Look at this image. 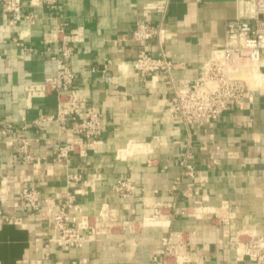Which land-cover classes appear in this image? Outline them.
Wrapping results in <instances>:
<instances>
[{
	"label": "crops",
	"instance_id": "1",
	"mask_svg": "<svg viewBox=\"0 0 264 264\" xmlns=\"http://www.w3.org/2000/svg\"><path fill=\"white\" fill-rule=\"evenodd\" d=\"M158 1L55 0L50 8L23 0L25 12L38 16L34 25H11L0 6V207L17 202L24 186L38 188L43 198L60 197L76 175L79 217L127 224L97 231L83 248L63 250L49 243L52 229L41 214L17 209L18 222L0 216V264H153L161 239L173 232L192 236L195 255L188 264H252L228 243L264 232V52L263 78L249 90L248 108L232 105L208 125L186 126L171 111L176 82L203 73L224 45L236 4L170 0L163 33L146 49L176 68L169 76L142 75L133 63L144 46L132 34L140 21L161 22L152 7ZM63 42L74 52L68 64L76 74L73 88L104 125L94 150L71 156L68 166L55 162L65 142L57 123L33 124L57 111L56 94L42 83L56 73L51 57ZM2 121L13 125L11 134L2 132ZM18 137L29 140L35 161L20 160ZM214 145L223 149L217 163L210 159ZM183 162L194 168L193 177ZM119 179L133 186L127 197L116 192Z\"/></svg>",
	"mask_w": 264,
	"mask_h": 264
},
{
	"label": "built area",
	"instance_id": "2",
	"mask_svg": "<svg viewBox=\"0 0 264 264\" xmlns=\"http://www.w3.org/2000/svg\"><path fill=\"white\" fill-rule=\"evenodd\" d=\"M50 8H55V0H40ZM236 17L225 23V41L222 48L215 50L205 62L203 73L195 80H178L171 99L173 117L179 118L186 126L208 125L218 119L230 106L239 109L249 107L250 87L239 75L245 71L260 70L264 52V0H235ZM2 12L8 16L9 23L16 25L26 20L34 25L38 16L25 12L23 0H1ZM160 15V23L150 21L138 22L132 39L144 48L138 53L133 69L142 75L169 76L176 64L164 54L152 56L146 44L163 33L164 20L167 17L170 0H159L152 5ZM54 32H59L57 26ZM51 52V48L48 47ZM74 55L73 48L67 43L58 45L51 57L57 63L56 73L42 83L45 91L56 94L57 111L53 115H40L33 124L42 129L43 124L55 122L65 137V142L58 147L55 162L68 166L71 156H86L93 151L104 131L103 118L96 108L89 105L88 100L73 88L76 74L68 67ZM110 62L107 64L109 65ZM106 65V66H107ZM1 130L5 134L13 132V125L1 122ZM17 153L20 160L33 162L36 160L27 138H16ZM223 154L219 145H214L210 154L213 163H217ZM188 176H194V168L186 163ZM79 177L70 175L67 190L57 198H43L36 187L24 186L19 190L18 201L12 205L0 207V216L7 222H18L13 217L14 211L22 209L41 214L49 223L52 235L50 244H56L63 250L83 248L85 244L96 239L97 231L112 232L114 229L124 230L127 224L117 219L100 220L91 216L79 217L82 209L77 204L80 190L76 188ZM132 184L119 179L116 192L127 197ZM185 233L173 232L161 239L158 252L153 256V264H188L194 259L192 239L185 240ZM245 236V238L243 237ZM231 247L237 248L241 256H247L252 264H264V232L238 235L229 240ZM23 264L25 262H22Z\"/></svg>",
	"mask_w": 264,
	"mask_h": 264
},
{
	"label": "bare ground",
	"instance_id": "3",
	"mask_svg": "<svg viewBox=\"0 0 264 264\" xmlns=\"http://www.w3.org/2000/svg\"><path fill=\"white\" fill-rule=\"evenodd\" d=\"M250 72H252V71H250ZM254 73H253V75H251V73L250 74H247V73H244L245 74V76H244V78L246 77V74H247V76H249V77H247V79H249V80H253L255 83H254V85H256V82H257V80H260L261 78H263V75H262V73L260 72V70H256V71H253ZM242 74L243 73H241L239 76L241 77V78H243L242 77ZM251 77V78H250ZM243 78V79H244ZM246 79V78H245ZM250 82V81H249ZM252 82V81H251ZM250 82V83H251ZM259 82V81H258Z\"/></svg>",
	"mask_w": 264,
	"mask_h": 264
},
{
	"label": "rangeland",
	"instance_id": "4",
	"mask_svg": "<svg viewBox=\"0 0 264 264\" xmlns=\"http://www.w3.org/2000/svg\"><path fill=\"white\" fill-rule=\"evenodd\" d=\"M247 72H248V73H247ZM242 73H243V74H242V77L244 78V76H245L244 73H247V74H250V73H251V75H253L254 72H253V71L250 72V70H245V71H243ZM247 74H246V77H245L246 79L244 78V80L247 81L249 87L251 88V87L254 86V83H255V82H254L253 80H249V79H247V77H249V76H247ZM250 78H251V77H250ZM249 81H250V82L252 81V82L250 83ZM257 81H258V80H257ZM116 230H119V231H120V230H122V229H120V228L118 229V228H117ZM182 233H184V232H182ZM185 234H187V235H185V240H189V239H191L192 236L189 235V233H186V232H185ZM243 237L245 238V236H243Z\"/></svg>",
	"mask_w": 264,
	"mask_h": 264
}]
</instances>
